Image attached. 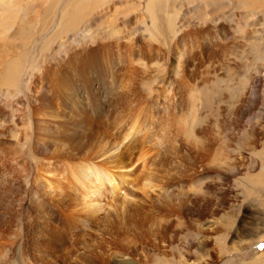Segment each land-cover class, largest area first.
<instances>
[{"label":"rangeland","instance_id":"obj_1","mask_svg":"<svg viewBox=\"0 0 264 264\" xmlns=\"http://www.w3.org/2000/svg\"><path fill=\"white\" fill-rule=\"evenodd\" d=\"M82 2L91 13L78 24L68 25L71 10ZM140 2H145L142 9ZM146 3L0 0V149L14 150L9 157L0 154V264H264V0H152L169 27L161 34L153 30V38ZM173 23L174 27L169 25ZM192 37L197 46L195 59H178L177 51ZM100 45L108 63L115 60L113 68L118 62L125 70V78L117 74L128 89L119 102H126L132 112V119L123 121L125 126L147 112L162 118L160 125L155 121L146 126L152 137L149 147L156 154L150 172H137L138 180L117 184L116 190H105L93 206L82 203L79 208L69 206L71 201L80 202L63 193L67 184L61 186V181L72 184L71 194L82 192L89 197L92 182L103 172L101 159L97 155L76 161L80 162L78 171L87 164L95 170L83 179L66 168L70 158H56L57 173L62 175L55 190L65 204L61 215L56 201L37 192L40 187L34 184L39 173L52 170L48 163L53 154L34 150L29 119L31 114L54 119L51 112L59 95L49 68L72 52H89ZM134 52L143 59L135 69L130 62ZM14 64L18 71L13 82L1 85L5 71ZM230 74L227 85L224 80ZM95 75L89 86L75 84L66 94L85 99L93 94L97 100L96 92L102 99L95 101V110L88 111L94 116L90 124L113 107L104 91L97 92L101 77ZM206 98L211 100L207 105ZM193 109L199 119L196 135L203 137L196 140H192L194 135L176 133L178 124L188 130ZM31 110L40 111L35 115ZM28 133L30 141L24 139ZM121 135L117 133L118 140ZM204 140L207 144L215 141L225 152L222 168L206 172V163L196 168L188 158ZM67 146L63 143L54 150H67ZM105 182L111 181L106 177ZM44 184L49 185L47 178ZM94 202L104 205L94 209ZM136 203L148 206L142 209L148 210L143 216H152L148 221L146 217L142 228L133 229L128 211ZM80 211H89L88 220L78 216ZM36 229L46 242L35 240Z\"/></svg>","mask_w":264,"mask_h":264},{"label":"bare ground","instance_id":"obj_2","mask_svg":"<svg viewBox=\"0 0 264 264\" xmlns=\"http://www.w3.org/2000/svg\"><path fill=\"white\" fill-rule=\"evenodd\" d=\"M144 4H145V2H140L139 5L141 7ZM146 4L147 5L144 7H145L146 13L148 15L147 17L150 19V23L148 26L149 36H151V38H153V30H156V33L160 32V34L163 33L164 30L169 31V27L167 26L166 21L164 19L165 17H162L163 14L160 15V12L158 14V11L153 8L152 0H147ZM141 9H142V7H141ZM90 13H91V9L88 8L87 5L82 2L81 5L77 6L76 9L71 10V12H70L71 22H68V25H74V23L78 24L77 23L78 20L82 19L86 14H90ZM173 19H175V17ZM176 20H177V18H176ZM169 25H173V27L175 26L174 23L169 24ZM175 37H177V36H175ZM184 37L185 36H182L181 38H184ZM160 38H161V36H160ZM181 38L178 37V40L181 41ZM195 41L196 40L193 37L191 39L186 40L184 47H182V48L180 47L179 50L177 51L178 59H180V60L184 59L185 61L187 58H191L192 60L195 59L194 56L196 55L195 51L197 49V46L194 44ZM102 46L103 45H100L99 48H92L89 52L84 51V52H80L78 54L76 52H72V53L66 55L65 58L62 59L61 62L57 63V65L55 67L51 66V68H49V70H48L49 71L48 73H49V76L53 80V83H54V86H55V89L57 92L56 94L59 95L58 100L56 99L57 105H54L57 108L56 107H55V109L53 108L54 110L52 112L49 110L51 112V117H53L54 119L48 121V119H46L47 117H44V116H46V114H43L44 115L43 117L45 119L40 118V116L38 115V112L40 110H38V112L36 111L37 115H38L37 117H35L34 114H31L33 116L32 117L33 121L30 120L32 118L29 119V122H31V127L34 129V132L31 131V133H34V135H33L32 139H30L31 141L33 140V144L35 147L34 150H36L37 153H44V154L48 151H52V154H53V156L50 157V159H53V160L49 161V163H48V167L52 170L49 169L50 171L46 172L47 175L46 174L44 175L43 173L42 174L39 173V175H38L39 177L37 176L38 180L33 179L35 181L34 184L37 183L35 185L36 186L38 185L40 187L37 190V192H40V194L45 195L46 198H49L53 201H56V204H57L56 206L57 207L59 206L58 212H60L61 215L63 214V212H62L63 211V205H65V204L60 199V197L57 195V191L55 190L56 182H58V180L61 178V175H62L59 172L57 173L58 167L56 168V163H55L56 158H58L57 160L64 159L65 157L68 159L70 158L69 160L67 159L70 162V164H67L66 168H69L68 169L69 172H73L76 174H78V173L82 174L83 179H86L87 175L90 172L94 173L95 170L91 166H89V164H87L81 171H78L77 167H78V163H80V162L76 163V161H80V160L89 161V159H95V157L97 155L101 159L100 162H101V168H102L103 172L97 177V180L95 183L92 182V189L90 191L89 197L86 196L85 194L83 195L82 192L71 194V189L73 188L72 184L67 183L65 180L61 181V186H65L67 184L66 188L63 190V193L74 195L77 199H79L80 203H77L75 201L70 202L69 206H73L74 208H79L85 203L86 204L90 203L91 206H93L92 202L93 201L96 202L97 199L100 197V195L102 197L103 194L105 193V190L108 191V189H112L114 191L117 188V184H120V183L125 184V181L132 183V182L138 180L140 178V176H138L137 172H139L140 175L144 174L148 171L150 172L149 164L153 161V152L155 150L152 151L151 148L149 147L148 143H151V141L149 139H151L152 137L151 138L149 137V134L151 133L150 128L149 127L146 128V126L152 125L155 121H156V124L160 125L162 122L161 123H159V122L161 121L162 118L161 117H160V119H157L159 117L154 118L151 116V114L149 112H147L146 114L145 113L143 114L142 118H139V116H138V117H136V119L133 122H131L125 126V123L123 121L127 118L129 120L132 119L131 118L132 112L130 110L128 111L126 109V104H125L126 102L120 103L121 100L124 98V95L126 94L125 96H127V90H128V89L124 88L126 86L124 84V81H123L124 80L123 77L125 78V75H126V74H124L125 70L122 67V65L118 62H116V65H114L115 68H113L112 65L115 62V60L113 61L112 64L108 63L107 55L103 51L104 49L101 48ZM185 47L188 50H186ZM214 47L212 46V48H214ZM216 48H217V46H216ZM219 48H220V46H219ZM217 50L218 49H216V51ZM137 52L139 54H141L142 51H141V49H137ZM139 54H136L135 52L132 53V58L130 59V62H131V64L133 63L134 69L137 68V62L139 60H143L141 57L142 54L141 55H139ZM145 62H146V60H145ZM186 62H183V63L185 64ZM179 64H180V62H179ZM143 65H144V63H143ZM147 66H148V64H147ZM128 69H130V68H128ZM147 69H149V68H147ZM159 70H161V69H159ZM17 71L18 70L16 68V64H14L10 69H7L5 71V74L3 75L2 79H1V85H9L11 82H13L14 76L16 75ZM138 71H139V69H138ZM158 73H160V72H158ZM67 74L70 75L68 80L65 79ZM88 74H90V77L86 78V76ZM117 74H123L124 76L121 79V78L117 77ZM94 75H95V78L101 77V80H100L101 83H99L98 87L95 86L97 92L102 93L104 91L106 93L104 98H108L110 100V102L113 103V107H112V109L107 110L106 115L101 114L104 117H101V115L95 116L94 122L92 124H90V118L93 116V114H88V111L92 110V109L95 110L96 106H98L95 101L102 102L101 101L102 99L100 97H98L97 94H95L96 92L94 93V95L97 97L96 98L97 100H94L93 94H90V97L88 96L89 97L88 99H85L83 96L73 98L70 95H66V94L69 92L68 89H70V86H74L75 84L85 83L86 84L85 86H89L92 82H94ZM132 75H134V73H132ZM111 76H112L111 80L108 81V79ZM230 76H231V74L228 76L227 79L224 80V81H226L227 85H229ZM184 77L187 78V76H184ZM134 80H136V79H134ZM142 80H144V78H142ZM209 80H207V81L209 82ZM183 81L184 80H182V82ZM64 89H65L64 94H61L60 90H64ZM176 89H177V87H176ZM36 99H38V98L36 97ZM52 99H54V98H52ZM203 100H204V98H203ZM183 102L187 103V100H184ZM205 102L206 103H204V104L207 105V103H210L211 100H209V99L207 100V98H206ZM35 103L36 102H34L33 104L35 105ZM192 105H194V103ZM208 105H210V104H208ZM31 106H32V104H31ZM37 106H36V108H37ZM32 107H34V106H32ZM190 109H192V107ZM193 110L194 111L188 115V117L190 116L189 117L190 118V124L188 125V130H186V128H184V126L182 124H178L177 128H176V133L177 132H181V133L185 132L186 137L188 135H194V138L192 140H196L197 138L201 139L203 137L200 138V137H197V135H196L195 127L197 125V122H199V119H198V115L195 112L196 109H193ZM104 111H106V110H104ZM31 112H35V111L31 110ZM36 112H35V115H36ZM123 112H125V114H123ZM142 113H143V110H142ZM39 114L41 115V112ZM133 116H134V114H133ZM28 118H26V119L28 120ZM92 120H93V118H92ZM100 121H101V123L99 125ZM24 125L26 126V124H24ZM128 125H130V126L127 128ZM125 127L127 129H125ZM108 130H110V131H108ZM111 131L115 132V134ZM118 132L122 133L119 140L117 137ZM22 133H23V131H22ZM23 135H25V133H23ZM26 135H27V137L24 138L25 140L28 139L29 133ZM177 135H179V134H177ZM178 137H180V136H177V138ZM63 143H65V144L68 143L67 150H58V151L54 150V148L56 146H59L60 144H63ZM217 143H218V140H217ZM205 144H207V143L204 140V141H202L200 146H198L197 148H193L194 150L191 151V153L195 152L194 156L191 157L189 155V157H188V158H190V161L192 162V164H196L195 165L196 168L197 167L201 168V166H203L206 163V165H207L206 172L212 170V168H215V169L222 168L223 152L224 151H221V146L218 147V145L216 144L215 141L213 143H209L207 145H205ZM175 146L173 148H175ZM15 148L13 147V149H15ZM57 148H59V147H57ZM60 148H62V147H60ZM70 149H72V151ZM99 149H100V152H98ZM0 150H1L0 154L6 153V155L8 157L14 151V150H12V148H5V149L2 148ZM17 151H19L18 146H17ZM80 155H82L83 157L85 156L84 159H82ZM46 158H48V157H46ZM45 166H46V164H45ZM42 170H44V169L42 168ZM132 175H134L135 177L130 178V179H127L125 177V176L131 177ZM106 177H108L111 182H108V183L105 182ZM116 177H117V179H115ZM46 178H47V182H49V185H48L49 187L44 184V181ZM139 182H142V181H139ZM103 190H104V192H103ZM161 190L162 189H160V191ZM153 192L155 193L156 191L153 190ZM34 194H37V193L34 192ZM33 197H35V196H33ZM149 197H148V200L150 199ZM184 197H187V196H184ZM168 198L170 199V197H168ZM205 199H206V201L208 200V198H203L202 200H205ZM198 200H201V199L198 198ZM145 201H147L146 198H145ZM95 202L93 203L95 206L94 209H96V208L101 209L104 205L102 203H100L98 205V203H95ZM149 202H150V200H149ZM149 202H148V204H149ZM184 202H187V198L184 199ZM132 205L135 206L133 208V211H131V210L128 211L129 212L128 219H129V222L131 224V227L132 228L133 227L138 228V227L146 225V223H145L146 217L148 218L147 219V221H148L150 219L149 217H151L152 215L146 214L147 216L146 215L143 216L144 212H147L148 210L144 209V210H146V211H144L142 209L144 207H148V206L147 205L145 206L143 204L141 205V203H136V204H132ZM37 206H38V204H36L35 207H37ZM167 209H168V207H167ZM78 216L84 217L85 220H88L90 213H89V211H80L78 213ZM141 216H142V220H141ZM29 227H32L33 230L35 228L34 226H27V228H29ZM75 227H77V226H75ZM145 231H146V229H145ZM135 232H137V231H135ZM37 237H39V239ZM140 237H142V236H140ZM34 238H35V240L38 239L37 240L38 243L46 242V240L42 237L41 232L37 229H36V233H35ZM54 244H55V242H54Z\"/></svg>","mask_w":264,"mask_h":264}]
</instances>
